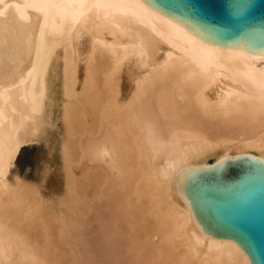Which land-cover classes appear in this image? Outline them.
<instances>
[{"label":"bare ground","instance_id":"bare-ground-1","mask_svg":"<svg viewBox=\"0 0 264 264\" xmlns=\"http://www.w3.org/2000/svg\"><path fill=\"white\" fill-rule=\"evenodd\" d=\"M245 156L264 165V49L144 0H0V264H251L182 177Z\"/></svg>","mask_w":264,"mask_h":264},{"label":"water","instance_id":"water-1","mask_svg":"<svg viewBox=\"0 0 264 264\" xmlns=\"http://www.w3.org/2000/svg\"><path fill=\"white\" fill-rule=\"evenodd\" d=\"M220 43L264 49V0H144ZM204 227L233 239L251 264H264V165L250 157L203 162L182 171Z\"/></svg>","mask_w":264,"mask_h":264},{"label":"rangeland","instance_id":"rangeland-1","mask_svg":"<svg viewBox=\"0 0 264 264\" xmlns=\"http://www.w3.org/2000/svg\"><path fill=\"white\" fill-rule=\"evenodd\" d=\"M41 151L42 153L44 152V147L41 144L24 146L17 155L14 163L18 173L31 177L34 174L37 164L40 162ZM116 253L118 254V258H122L124 255L122 248H117ZM106 264H113V262L108 261Z\"/></svg>","mask_w":264,"mask_h":264}]
</instances>
